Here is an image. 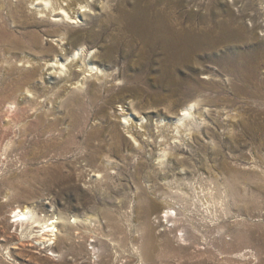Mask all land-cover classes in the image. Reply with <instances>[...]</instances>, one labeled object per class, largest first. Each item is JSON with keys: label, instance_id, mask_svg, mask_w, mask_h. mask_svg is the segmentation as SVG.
Instances as JSON below:
<instances>
[{"label": "rangeland", "instance_id": "1", "mask_svg": "<svg viewBox=\"0 0 264 264\" xmlns=\"http://www.w3.org/2000/svg\"><path fill=\"white\" fill-rule=\"evenodd\" d=\"M93 1L69 26L0 0V264H264V0L232 5L242 28L171 80L114 46L122 0ZM81 47L98 78L48 67ZM25 207L74 225L79 254L19 225Z\"/></svg>", "mask_w": 264, "mask_h": 264}, {"label": "bare ground", "instance_id": "2", "mask_svg": "<svg viewBox=\"0 0 264 264\" xmlns=\"http://www.w3.org/2000/svg\"><path fill=\"white\" fill-rule=\"evenodd\" d=\"M23 1L37 14L47 17L52 23L63 22L69 26L79 24V17L90 16L95 10L93 0ZM239 2L240 0H122L118 8L121 15L116 20L118 32L112 35L114 46L118 47V44L121 43L127 48L139 46L140 56L146 59H151L155 55L160 56L162 75L171 80L179 67L185 68L190 65L195 56L203 54L209 56L210 53H217L219 46L235 36V28H242L238 19H235L233 11V6H238ZM220 4H223L225 8L221 9ZM106 17L109 18V16ZM93 32V30L90 31L91 34ZM92 35L97 38L101 37L100 32ZM2 37H7V34H3ZM34 39L38 40L37 36ZM65 39L67 38H63L61 41ZM59 56L60 54L56 58ZM88 57L89 51L86 47H81L75 50L72 58L65 61L59 60L60 58L56 59L48 67L56 71L71 73V77L79 76V72L86 74L88 71H96L98 78L101 71L92 65V60L89 61ZM66 61H70L72 66L67 68ZM76 63L80 65L75 66ZM250 67L252 73L259 68V62L255 56L251 59ZM237 70L239 71L240 68ZM174 83H179V81H174ZM197 107L198 104L194 102L190 107L182 110L181 124L184 125ZM124 118L126 119V117ZM23 142L21 141L19 146ZM52 146L54 143L43 144V147L50 148ZM57 175L60 176L54 168L47 172L44 171L39 179L40 181H50ZM14 211L16 212L15 217L18 218L17 223L22 227H27L26 230H29L31 235L37 233L34 236H39L43 244L54 246L58 242H62L69 246L68 255L79 254L78 251L80 246H83L84 236L81 233H76L74 225L68 223L64 226L67 229L65 236L61 238L59 227L62 215L45 219L38 216L29 207L18 208ZM78 222L77 218L73 221L74 224H78Z\"/></svg>", "mask_w": 264, "mask_h": 264}]
</instances>
